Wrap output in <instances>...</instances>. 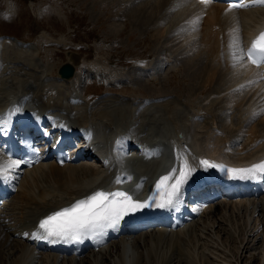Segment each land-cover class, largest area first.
<instances>
[{
  "label": "bare ground",
  "instance_id": "bare-ground-1",
  "mask_svg": "<svg viewBox=\"0 0 264 264\" xmlns=\"http://www.w3.org/2000/svg\"><path fill=\"white\" fill-rule=\"evenodd\" d=\"M177 4L180 6L177 7ZM226 9L228 8L222 4L203 5L192 0H186V2L183 0H147L146 5L130 7L126 10L129 18L145 30L153 26L150 34L152 39L169 41L176 52L179 50L180 55H186L187 70H190L192 79L194 78L192 83L204 94L207 91V93H215L211 100L209 97L207 99L210 103H215L217 100L222 103L224 120L220 118V121H217L216 118L209 116L210 119L202 117L198 119L192 113L193 111L190 112V109L178 100L179 98L172 96L163 99L147 97L133 101L125 100L124 97L114 93L110 97H101L92 107L85 109L74 103H65L58 95L48 102H42L35 97L29 98L26 94L17 95L1 86L0 106L13 95L14 100L16 96L39 111L47 110L50 114L61 113L74 125L84 127L88 135L97 136L103 146L105 141L109 142V147L104 151L109 159L116 155L124 157L122 152L123 154L127 152L138 155L143 161L146 160L147 162L140 166L141 169L137 172L147 178L157 175L170 149L174 153H182L194 169L186 184L192 181L195 171L209 168L201 165V160H207L216 166H219V160L220 166L230 162H253L264 152V114L255 117L251 115L253 111L264 108V81L259 78L258 69H252L244 61L232 67L228 46L231 39L230 33L239 38L238 45L241 46L244 37L255 32L259 20L264 16V8L227 12ZM197 16L201 19L195 26L186 23ZM174 24L175 28H173ZM119 26L112 24L111 27L118 32L123 25ZM237 27L238 32H233ZM8 49L12 52V57L18 55V52H14L11 47ZM195 53L202 62L192 55ZM5 54L8 55V52L5 51ZM22 54V58L30 60L27 58L28 55ZM3 60L8 62L7 59ZM33 72L36 73L35 70ZM74 76L76 80L77 73ZM72 79L65 82L69 85ZM249 81L251 83H248ZM20 82L22 83V80ZM238 85H245V87L234 92L233 89H236ZM56 92L60 91L57 89ZM120 134L134 138L138 148L126 146L121 149L115 143ZM146 142L150 144L147 145ZM110 143L113 144L112 147ZM133 160L138 163V159ZM112 173L113 169L102 164L76 163V159L64 166H59L49 160L25 171L19 179L18 192L7 205L6 215L0 221V264H88L86 257L90 258V264H163L172 259L171 243H179L181 241L178 240L179 237L185 241L196 233L203 236L208 230L212 232L214 224L219 225L226 211L232 212L227 216L228 222H230L228 217H231L248 229L247 240L241 238V242L245 243L243 248L246 250L251 249L247 244H256L259 236L264 235L263 222L260 217V214L264 213V195L255 197L254 191L250 189L249 196L246 198H240V193L232 194L231 198L210 204L203 211L198 210L189 224L177 230L157 226L147 230V233L143 231L145 234L141 233L142 236L137 237L138 235H131L132 231L127 228L125 235L110 240L99 251H93L91 256L73 258L62 257L56 253H43L35 250L34 245L30 246L21 240L12 239L11 236L17 231V227L24 229L33 225L40 215L72 205L75 201L85 199L96 191H102V183ZM144 189L149 190V183L145 184ZM241 193L247 194L248 192L242 190ZM221 205L223 207L220 213V211L217 212V207ZM215 212L217 213L215 220L206 224L201 223V218L205 214L210 215L209 218L212 219ZM6 218L8 221L4 222ZM239 224L237 222L232 224V234H229L232 242ZM141 244L144 246L139 251ZM157 245L164 246L160 248ZM212 245L213 253L202 249L200 254L210 255L216 260L219 258L217 256H220L221 251L218 252L219 250H222L221 254L228 253L227 246L229 245L223 246L218 232L213 235ZM4 248H7L8 255H12L15 251L17 254H13L7 261L6 256L2 254ZM232 248H229V251L241 258L240 243L238 248L235 246ZM235 256H231L233 260L230 259V263L231 261L237 262ZM176 258L175 262L180 264L179 257ZM254 260H256L255 256L250 264ZM261 264H264V260Z\"/></svg>",
  "mask_w": 264,
  "mask_h": 264
},
{
  "label": "rangeland",
  "instance_id": "rangeland-1",
  "mask_svg": "<svg viewBox=\"0 0 264 264\" xmlns=\"http://www.w3.org/2000/svg\"><path fill=\"white\" fill-rule=\"evenodd\" d=\"M146 1L0 0V65L3 62L5 64L0 66V87L3 86L17 95L27 92L42 102H48L58 95L67 103V100L74 98L77 93L76 96L80 98H88V101L79 105L85 109L92 107L101 97H110L114 93L124 97L125 100L133 101L147 97L163 99L172 96L179 98L178 100L188 107L190 112L193 111L192 113L198 119L200 117L210 119L209 116L220 121V118L223 119L225 116L222 112V103L219 100L210 103L215 93H207V91L204 94L192 83L194 78L192 79L190 70H187L186 55H180L179 50L176 52L169 41L152 39L150 34L153 26L145 30L129 18L126 10L130 7L146 5ZM112 24L123 26L120 31L115 32L111 27ZM175 26L174 24L173 28ZM4 35L16 37L27 43V46L17 44L15 40L4 42ZM9 47L14 52H18L16 57H12ZM68 48L81 55V63L76 72L77 79L73 78L69 85L68 82L56 80V69L63 62L64 50ZM22 53L28 55L27 58L30 60L22 58ZM192 55L199 58L196 53ZM9 56L12 57L11 59H16L11 60ZM3 59H7L8 62ZM198 60L202 62L201 58ZM199 64L202 65V63ZM57 89L60 92H56ZM208 97L210 100L207 99ZM221 207L223 205L217 207V212H222ZM226 212L219 225L214 224L212 232L208 230L203 236L196 233L195 237L185 241L179 237L178 240H181V243H171V249L170 247L169 249L173 254L172 259L168 261L165 259L167 262L163 264H178L175 262L176 257H179L180 264H213V262L215 264H250L253 256L256 260L252 264H261L264 260V235L259 236L256 244H247L251 249L246 250L243 248L245 243L241 242V238L247 240L248 229L244 227V224L236 221L239 224L238 230L234 236L232 235L234 241H230L231 227L236 222L231 217H228L230 220L228 222L227 216L232 212ZM209 216L205 214L201 218V223L206 224L215 220L217 213L215 212L214 216L211 215L214 217L212 219ZM260 217L264 231V213H261ZM217 232L223 246L229 245L228 253L221 254L222 250H219L220 256H217L219 258L216 260L210 255L202 256L200 254L202 249L213 253V235ZM141 233L145 234L147 230ZM141 233L136 234L137 237L142 236ZM239 243L241 258L229 251V248L234 246L238 248ZM141 245L138 248L139 251L144 246V244ZM162 246L164 245H157L160 248ZM2 251L7 261L13 254H17L15 251L12 255H8L7 248ZM231 256L237 258L236 263L229 262L232 259ZM87 258L86 261L90 264V258Z\"/></svg>",
  "mask_w": 264,
  "mask_h": 264
},
{
  "label": "snow or ice",
  "instance_id": "snow-or-ice-1",
  "mask_svg": "<svg viewBox=\"0 0 264 264\" xmlns=\"http://www.w3.org/2000/svg\"><path fill=\"white\" fill-rule=\"evenodd\" d=\"M183 2H186V0H183ZM199 2L207 5L211 0H199ZM257 3L264 5V0H249L248 3H245L244 0H229V8L225 11H230L233 8L249 7ZM179 6L180 4H177V7ZM200 19L201 17L197 16L194 20L186 23L195 26ZM233 32H238V27ZM230 37L228 47L229 60L232 67L242 63L245 58L251 64L257 66L264 63V31H261L252 40L251 46L247 50L238 45V37L232 36L231 33ZM221 55L223 56V52ZM259 78L264 79V73L259 74ZM248 83H251V81ZM244 87L245 85H238L233 91L238 92ZM15 111L17 109H10L9 112L0 114V129L7 128ZM259 114H264V108L259 111H253L251 115L255 117ZM177 158L180 162L179 166L174 167L168 175L161 176L155 184V191L162 200L161 203L157 204V196L152 195L141 202L134 200L129 193L124 191H96L87 198L77 200L71 206L52 212L42 218L37 225V231H42L44 235L36 238L48 239L56 237L61 240L80 241L85 237L102 235L108 228L117 227L119 222L130 213L146 207H165L166 204H172L175 199L179 198L183 185L191 175V172L194 171L182 153H178ZM19 163L21 161H0V179H6L7 172L18 167ZM200 164L216 167L215 164L207 160H201ZM225 170L229 174H234L232 178H255L257 175H264V159L245 168H227ZM177 172L179 173L178 175L175 174ZM170 181L174 182L166 183ZM120 182V178L117 177L116 183ZM137 187H140V185ZM25 235L29 234L25 233ZM32 235L36 236V232H33Z\"/></svg>",
  "mask_w": 264,
  "mask_h": 264
},
{
  "label": "water",
  "instance_id": "water-1",
  "mask_svg": "<svg viewBox=\"0 0 264 264\" xmlns=\"http://www.w3.org/2000/svg\"><path fill=\"white\" fill-rule=\"evenodd\" d=\"M64 54L65 61L58 67L57 74L62 78L70 79L78 65L79 55L72 50H66Z\"/></svg>",
  "mask_w": 264,
  "mask_h": 264
}]
</instances>
